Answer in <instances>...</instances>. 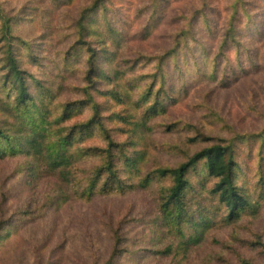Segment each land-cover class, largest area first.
I'll list each match as a JSON object with an SVG mask.
<instances>
[{
    "label": "trees",
    "instance_id": "obj_1",
    "mask_svg": "<svg viewBox=\"0 0 264 264\" xmlns=\"http://www.w3.org/2000/svg\"><path fill=\"white\" fill-rule=\"evenodd\" d=\"M107 3L111 1L93 0L80 12L72 33L62 37H73L72 43L52 53L50 61L45 57L46 46L21 32L28 20L26 4L17 12L0 7V161L22 158L32 179L56 178L54 201L58 202H66L72 193L86 200L112 193H150L152 211L147 221L140 222L141 234L127 243L121 232L112 231V249L104 264H118L116 260L126 253L137 259L157 257L184 264L208 231L254 218L262 210L264 130L225 142L207 141L175 167L152 164L145 149L137 150L140 133L149 131L151 121L169 114L186 96L189 80L216 79L223 62H228V52L234 51V75L248 74L252 65L258 70L257 46L264 42V23L254 27L248 11L254 6L233 0L222 32L210 33L211 39H218L211 51L202 34L211 32L215 22L210 6L205 12L196 11L189 26L172 35L171 47L162 55L134 60L126 44L135 42L138 35L130 32L127 18L118 9L111 11L114 17L109 20ZM163 18L147 22L139 34L141 40ZM198 23H202L198 29L203 37H197ZM251 31L258 36H248ZM54 35L50 32L44 40ZM44 57L49 65L43 63ZM145 65H152L151 71L134 76L133 71ZM224 73L227 84L230 79ZM117 107L121 109L114 110ZM138 111L135 117L133 112ZM170 130L171 126L165 128ZM91 161L97 163L82 171L89 175L82 178L83 186L78 183L81 190L61 191L74 181L78 165ZM147 189L154 191H139ZM10 223L0 220V252L19 234V226ZM240 264L253 263L240 259Z\"/></svg>",
    "mask_w": 264,
    "mask_h": 264
},
{
    "label": "rangeland",
    "instance_id": "obj_2",
    "mask_svg": "<svg viewBox=\"0 0 264 264\" xmlns=\"http://www.w3.org/2000/svg\"><path fill=\"white\" fill-rule=\"evenodd\" d=\"M110 1L111 4L107 3L106 8L110 12L118 9L121 17L127 18L126 25L130 32L138 35L135 42L126 44L131 47L129 51L132 54L129 56L134 60L142 56L146 58L162 55L171 47L172 35L187 28L196 11H204L210 6L214 8V13L210 14H215L212 18L215 22L212 23L211 32L202 34L205 36L203 42L211 51H215L218 39H211L210 33L216 35L222 32L233 2ZM245 1L254 6L250 5L248 10L253 16V26H262L264 0ZM92 3L93 0H72L66 5L55 0H0V7L5 11L13 7L17 12L21 5L26 4L24 7L28 8L25 9L28 20L21 32L40 46H46L45 57L50 61L54 59L52 53L67 49L72 43L73 37H62L72 33V24L76 22L80 12ZM107 16L111 21L114 14L107 12ZM158 16H163V20L150 29L145 40H141L142 35L139 34L147 22ZM200 25L202 23L195 25L197 37L202 36L198 29ZM47 32L48 35L50 32L55 35L44 40L48 36ZM251 35L258 36L253 31L248 36ZM257 50L261 64L258 70L253 69L252 65L248 67V74L239 72L234 75L232 69L236 66L235 56L234 51H230L226 54L228 62H223L222 72L216 75V79L196 77L189 80L186 96L181 95L184 97L169 109V114L149 123L150 130L140 133L142 140L136 149H145L152 164L175 167L185 160V155H191L205 147L207 141L225 142L234 139L236 135L250 136L264 130V42L258 44ZM45 57L43 63L49 65ZM24 62L26 63L25 59ZM139 66L142 67L143 63ZM150 66L145 65L138 71H133L134 76L149 73ZM224 72L230 79L227 84L223 81ZM67 96L75 97L70 94ZM120 109L121 107H117L114 110ZM133 114L139 117L140 112ZM86 115L87 113L83 118ZM167 126H171L170 132L165 131ZM192 138L197 139L193 144L189 143ZM123 139L124 136L117 140ZM244 150L246 148L242 149L243 153L246 152ZM256 153L257 150L254 151ZM23 161L22 158L13 157L0 161V220L9 219L10 225L19 226L16 239L0 252V264H104L112 249V231L121 232L128 243L141 234L140 222L150 218V193H112L107 196H94L89 200L80 199L72 193L81 190L78 183L83 186L82 178L89 175L82 171L91 168L96 161L78 165L74 181L61 189L72 193L66 202L54 201L56 178L32 179L29 172L24 170ZM254 163L255 161L251 165L253 168ZM252 198L255 201L257 196L253 195ZM9 239L10 235L7 240ZM240 259L250 260L253 264H264V204L259 215L254 218L245 217L235 225L208 231L199 248L189 255L184 264H240ZM133 262L172 264L170 260L157 257L132 258L128 253L116 260L118 264Z\"/></svg>",
    "mask_w": 264,
    "mask_h": 264
}]
</instances>
